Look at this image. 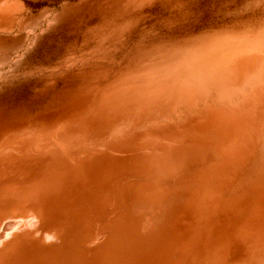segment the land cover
Returning <instances> with one entry per match:
<instances>
[{
	"label": "rangeland",
	"instance_id": "rangeland-1",
	"mask_svg": "<svg viewBox=\"0 0 264 264\" xmlns=\"http://www.w3.org/2000/svg\"><path fill=\"white\" fill-rule=\"evenodd\" d=\"M0 264H264V0H0Z\"/></svg>",
	"mask_w": 264,
	"mask_h": 264
}]
</instances>
